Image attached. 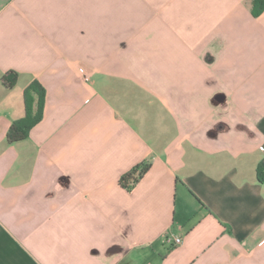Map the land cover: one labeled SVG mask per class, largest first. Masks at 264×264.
I'll return each mask as SVG.
<instances>
[{
  "label": "crops",
  "instance_id": "0c3cea01",
  "mask_svg": "<svg viewBox=\"0 0 264 264\" xmlns=\"http://www.w3.org/2000/svg\"><path fill=\"white\" fill-rule=\"evenodd\" d=\"M262 159L249 0H0V264H264Z\"/></svg>",
  "mask_w": 264,
  "mask_h": 264
},
{
  "label": "trees",
  "instance_id": "16d2710c",
  "mask_svg": "<svg viewBox=\"0 0 264 264\" xmlns=\"http://www.w3.org/2000/svg\"><path fill=\"white\" fill-rule=\"evenodd\" d=\"M249 2L250 12L253 17L257 18L262 12H264V0H249ZM16 80L17 74L10 71L3 76L2 82L7 87H11ZM44 98V88L37 81H31L23 92L25 114L21 119L11 123L6 135L8 143H14L26 139L29 136L30 130L41 121ZM149 166V163H144L133 167L120 178L119 184L123 188L131 190L139 179L147 172ZM255 177L258 183H264V159L257 164Z\"/></svg>",
  "mask_w": 264,
  "mask_h": 264
},
{
  "label": "built area",
  "instance_id": "2783aa9c",
  "mask_svg": "<svg viewBox=\"0 0 264 264\" xmlns=\"http://www.w3.org/2000/svg\"><path fill=\"white\" fill-rule=\"evenodd\" d=\"M80 73H81V76L83 77V80L87 81L88 79L87 73L82 70L80 71ZM180 241H181L180 237H174V238H170L166 240V242L171 245H178Z\"/></svg>",
  "mask_w": 264,
  "mask_h": 264
}]
</instances>
